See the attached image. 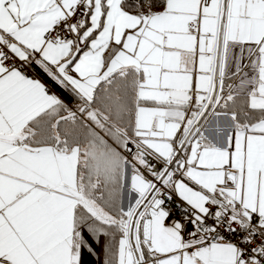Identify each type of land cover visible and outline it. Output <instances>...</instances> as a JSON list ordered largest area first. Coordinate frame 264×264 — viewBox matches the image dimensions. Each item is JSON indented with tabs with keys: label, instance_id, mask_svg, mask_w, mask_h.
Wrapping results in <instances>:
<instances>
[{
	"label": "snow or ice",
	"instance_id": "1",
	"mask_svg": "<svg viewBox=\"0 0 264 264\" xmlns=\"http://www.w3.org/2000/svg\"><path fill=\"white\" fill-rule=\"evenodd\" d=\"M0 264H264V0H0Z\"/></svg>",
	"mask_w": 264,
	"mask_h": 264
}]
</instances>
